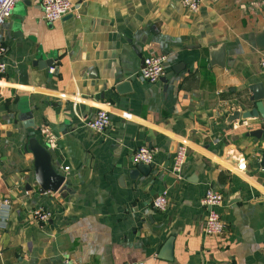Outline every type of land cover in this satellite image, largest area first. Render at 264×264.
<instances>
[{"label":"crops","instance_id":"crops-1","mask_svg":"<svg viewBox=\"0 0 264 264\" xmlns=\"http://www.w3.org/2000/svg\"><path fill=\"white\" fill-rule=\"evenodd\" d=\"M69 1L48 23L39 0H21L0 30V200L11 201L0 264H264V139L251 136L264 121L233 116L254 107L249 87L264 91V0H199L196 13L182 0ZM146 56L165 57L158 83L138 78ZM48 59L53 73L33 66ZM102 109L109 128L87 129ZM142 146L153 163L141 173ZM38 155L66 190L38 193ZM210 187L222 195L217 236L203 231Z\"/></svg>","mask_w":264,"mask_h":264},{"label":"built area","instance_id":"built-area-1","mask_svg":"<svg viewBox=\"0 0 264 264\" xmlns=\"http://www.w3.org/2000/svg\"><path fill=\"white\" fill-rule=\"evenodd\" d=\"M21 0H0V30L3 24L11 16L15 6ZM43 19L48 23H55L67 16L72 11V5L69 0H39ZM181 5L187 10L196 13L200 9L199 0H182ZM6 49L0 44V77L6 72V64L3 61ZM259 66L264 69V57L259 61ZM54 68L49 67V72L53 73ZM138 78L147 84H155L161 81L165 75V57L164 56H146L142 59V64L137 71ZM123 118L130 117L128 113H123ZM110 124V117L107 111L98 110L94 118L85 121V127L96 133H104ZM186 158L185 146L178 147L175 153L172 171L175 175H180ZM134 164L151 165L153 163V152L146 146H142L134 152L132 156ZM67 170V169H66ZM201 205L207 208V215L203 225V231L208 236L221 235L224 232L225 225L215 208L222 203V195L208 188L201 198ZM151 209L157 212L166 210L168 201L165 193L155 197L151 201ZM11 210V201L7 198L0 200V229H4ZM34 221L39 225L47 224L51 219V212L42 207L35 208L32 211Z\"/></svg>","mask_w":264,"mask_h":264},{"label":"water","instance_id":"water-1","mask_svg":"<svg viewBox=\"0 0 264 264\" xmlns=\"http://www.w3.org/2000/svg\"><path fill=\"white\" fill-rule=\"evenodd\" d=\"M59 53L58 55H60ZM220 59H224V54L221 53ZM54 62V59H48L43 61H34L33 66L37 67L39 70H44L47 67L51 66ZM249 90L252 91L253 95L248 99V102L253 103L254 107L242 113H234V119L242 118V119H249L254 118L264 121V107L262 104V100L264 99V91L261 84L252 85L249 87ZM251 136L257 139H264V131L263 129L259 128L251 132ZM46 157V156H45ZM43 155L36 156V163H35V170H36V179H37V185L40 187L38 193L43 194L45 192H57L61 186L64 184L65 178L63 176L55 175L52 169L49 167V164L47 162V158H45ZM264 164V155L262 156V160L260 165L262 166ZM143 167H148L144 164H139L137 170L142 173ZM130 174L131 178H134V172H131ZM63 189L66 190V185H63ZM165 255L164 258L171 260V241L169 240L165 247ZM53 264H64L59 259H55Z\"/></svg>","mask_w":264,"mask_h":264}]
</instances>
